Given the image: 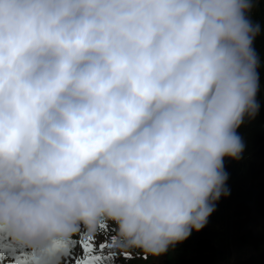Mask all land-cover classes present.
Instances as JSON below:
<instances>
[{"label":"clouds","instance_id":"clouds-1","mask_svg":"<svg viewBox=\"0 0 264 264\" xmlns=\"http://www.w3.org/2000/svg\"><path fill=\"white\" fill-rule=\"evenodd\" d=\"M252 0H0V234L62 264L111 228L158 258L227 196L260 110Z\"/></svg>","mask_w":264,"mask_h":264},{"label":"trees","instance_id":"trees-1","mask_svg":"<svg viewBox=\"0 0 264 264\" xmlns=\"http://www.w3.org/2000/svg\"><path fill=\"white\" fill-rule=\"evenodd\" d=\"M252 5L249 15L261 25V33L254 41L261 61L257 95L260 110L255 119H246L238 129L244 144L240 159L224 160L229 194L221 196L200 232L194 231L169 253L149 258L132 252L126 260L117 252L115 264H264V0H252ZM249 203L256 216H251ZM99 233L103 238L110 236L111 228L105 226ZM21 251L0 234V264H12L20 258ZM73 251L75 255L82 254L78 246ZM66 255V250L61 252L62 257Z\"/></svg>","mask_w":264,"mask_h":264},{"label":"snow or ice","instance_id":"snow-or-ice-1","mask_svg":"<svg viewBox=\"0 0 264 264\" xmlns=\"http://www.w3.org/2000/svg\"><path fill=\"white\" fill-rule=\"evenodd\" d=\"M114 241H110L109 236L97 244L96 236L87 238L79 237L69 248L66 249L67 255L62 257V264H115L117 253L113 251ZM81 249L80 255L74 254L76 247ZM124 259H130L131 254H122ZM18 260H13L12 264H30V261L21 254Z\"/></svg>","mask_w":264,"mask_h":264},{"label":"rangeland","instance_id":"rangeland-1","mask_svg":"<svg viewBox=\"0 0 264 264\" xmlns=\"http://www.w3.org/2000/svg\"><path fill=\"white\" fill-rule=\"evenodd\" d=\"M253 216H256V214H254ZM104 238L102 237V235H100L99 231L96 234V240H97V244H99Z\"/></svg>","mask_w":264,"mask_h":264},{"label":"water","instance_id":"water-1","mask_svg":"<svg viewBox=\"0 0 264 264\" xmlns=\"http://www.w3.org/2000/svg\"><path fill=\"white\" fill-rule=\"evenodd\" d=\"M248 207L250 208V210H251V216H253L254 214H255V211H254V209H253V205H252V203H249L248 204ZM247 229V227H244V230H246Z\"/></svg>","mask_w":264,"mask_h":264}]
</instances>
